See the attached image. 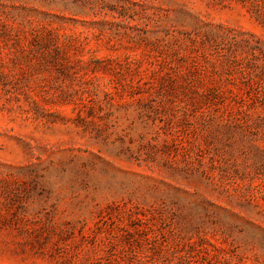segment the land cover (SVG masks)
I'll list each match as a JSON object with an SVG mask.
<instances>
[{
    "label": "rangeland",
    "instance_id": "1",
    "mask_svg": "<svg viewBox=\"0 0 264 264\" xmlns=\"http://www.w3.org/2000/svg\"><path fill=\"white\" fill-rule=\"evenodd\" d=\"M264 264V0H0V264Z\"/></svg>",
    "mask_w": 264,
    "mask_h": 264
},
{
    "label": "trees",
    "instance_id": "2",
    "mask_svg": "<svg viewBox=\"0 0 264 264\" xmlns=\"http://www.w3.org/2000/svg\"><path fill=\"white\" fill-rule=\"evenodd\" d=\"M152 264H157L158 258H159V254L161 253V251H163L165 249V246L163 245V243H159L157 241H152Z\"/></svg>",
    "mask_w": 264,
    "mask_h": 264
}]
</instances>
